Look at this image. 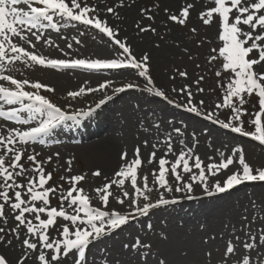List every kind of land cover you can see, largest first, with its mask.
I'll return each mask as SVG.
<instances>
[{"label":"snow or ice","instance_id":"obj_1","mask_svg":"<svg viewBox=\"0 0 264 264\" xmlns=\"http://www.w3.org/2000/svg\"><path fill=\"white\" fill-rule=\"evenodd\" d=\"M214 4L215 6L211 9L201 12L200 18L205 25H209L213 22L214 14L219 17L221 29L219 40L223 41V46L219 48L217 55L209 57V62L217 60L218 57L222 58L223 71L230 73L228 82L224 86L225 93L222 102L217 103L215 107L216 109L227 108L231 110L227 122L219 119L216 122L225 129L251 137L259 144L264 145V124H262V116H264V72H257L254 67L264 62V0H214ZM21 5L25 7H21ZM192 7L193 5L189 4L181 10L179 16L170 15L169 19L181 25L185 24L189 9ZM107 11L111 13L113 9L109 7ZM96 12L97 9L90 6L87 0H0V81L8 82L13 86L7 87L4 83H0V101L9 105H21L20 109L9 112L0 111V117L14 119L17 118L18 111L31 113L32 117L30 118L37 115L41 117L38 126L31 127L30 130L12 129L6 136L0 135V147L4 149V154L0 155V201H2L0 202V219L7 223L6 205L13 213H16L14 219L18 223L11 229V232L16 240H20V229L21 227L26 228L29 238H24L21 241V246L30 250V252L37 253L36 259L39 264H63L62 257L66 258L70 254L73 255L74 264H86V250L90 245L109 233L122 228L129 222L133 213L146 215L154 208L177 202L175 197L166 199L164 192L192 193L193 183L199 182L205 194L213 195L214 193H223L244 182H264V168L253 169L246 162L243 148L237 147L232 151L238 154L240 168L227 176L223 182L216 181L209 186L203 162L198 156H191V150H189V152H180L174 162L168 161L165 157L159 159V171L153 173V182L164 192H161L158 199L153 203L148 195L153 191V188L148 186V177H143L142 188L137 186V169L142 165L140 149L137 147L131 163L123 166L115 174L120 179H113L110 183H106L95 190L99 200L105 207L109 203V197L116 199L117 203L123 205L125 200L110 191V189L113 185L117 188H123L125 179L130 178L135 196L130 197L129 193L124 191L123 197L131 200L129 205L132 209L131 213H121L115 210L109 212L92 207L91 198L84 194L82 188L77 187V184L85 179L83 175L68 178L70 187L66 193L61 194L59 209L50 206V195H56L58 190L54 186L46 187L49 181L52 180L53 174L51 172L45 173L43 162L38 160V154L27 155V160L34 165L32 173L29 174L25 165L21 163L25 153L22 148L17 149L14 146L17 142L15 138H18L21 144L35 141L37 137L49 134L65 122L90 117L96 109H99L111 97L105 96L99 100L95 108H89L87 111L81 109L68 113L46 96L40 94L41 89L54 92V88L39 81L31 82L28 79H17L11 75L10 73L15 70L16 63L20 62L25 67L39 65L52 69H84L89 72L131 67L139 70L140 76L148 78L145 90L150 93L154 91V87L150 86L153 85V81L148 77L147 61L149 57L145 55L138 61L132 55L130 47L116 38L114 30L107 25L106 21L100 20L95 15ZM90 14L92 15L90 16ZM55 17L66 18L98 29L114 40L115 44L123 50V54H126V59L48 58L29 50V48L14 40V38H18L23 44L35 49L36 44L32 42L27 32H31V35L39 42L42 39L43 30L47 27L59 30L58 25L53 22ZM242 26H245L248 30H245V27ZM33 29L38 31H31ZM149 30L155 31L150 27L140 29L142 32ZM192 31L195 32V29ZM44 42L51 46L50 39H46ZM76 42L79 43L80 41L77 40ZM68 47L71 48L72 45L68 44ZM212 51L217 52L215 48ZM254 51L258 53L257 58H251ZM6 71L9 74H4ZM179 75L186 77L187 73L179 72ZM221 75V71L216 72L217 77ZM200 80H203V77H200ZM112 83V81H106L101 83L98 88L85 89L81 87L77 91H69L67 95L72 99H76L86 92L104 91ZM197 83H199V80ZM26 86L31 87L34 91H26ZM133 87H136V85L129 83L124 87L115 89V91L122 92L126 88ZM172 91L177 92L178 95L182 93L186 97L185 103H178L177 107H185L187 111L198 115L204 114L209 120H212L214 115L218 116V113L214 111L206 114L202 113L201 108L204 102L200 101L198 105H194L192 102L193 94L188 90V86L179 90L173 88ZM198 91L203 92L204 89L200 88ZM155 95L167 99L163 90L155 89ZM253 95L258 98L259 111H254L251 114L254 118L248 121L250 126H254V130L250 132L245 129V121L242 117L248 115L247 109L243 107L248 102L246 98ZM25 101L28 103H25ZM169 103H172V101H169ZM27 122L24 121V123ZM155 127H159V125L157 124ZM174 131L180 133L181 129L175 128ZM144 143L147 145V141ZM171 151L172 146L169 137L165 156ZM56 156L58 157L59 153H56ZM127 156L128 154L123 152L121 159L126 160ZM6 157L9 158L6 159ZM155 157V152H152L148 163H152ZM190 158L193 160L191 164L189 162ZM51 160L52 157L49 156L47 161L50 162ZM67 163L69 166L68 171H71L72 161L69 160ZM233 163V156H228L219 163L209 164L206 167L212 175H216L222 170H227ZM167 165H170V168L166 167ZM193 167L199 170L198 175L190 176L189 179L192 182H184L181 172L191 173ZM169 171L176 181L175 187L168 180ZM93 175L99 176L101 173L97 170ZM17 177H25L26 183L18 182ZM61 179L63 180L65 177H61ZM10 192H12V195H10ZM25 196H27V199L24 198ZM141 198L145 201L142 205L140 203ZM189 198L191 197L189 196ZM37 202L40 206H37ZM65 202L67 208L72 209L71 214L65 208ZM81 212L84 213L83 217L80 215ZM44 213L47 215L46 219L41 218V214ZM26 214H33V218L38 221V224L33 223V219H28ZM57 218H62L63 221L71 224V227L69 224L62 226V232L60 233L62 239H52L48 234V229L56 225ZM0 233L3 234L0 235V243L7 245L13 243L12 239L7 238L8 233L5 228L0 227ZM31 237H35V239ZM238 244L240 248L247 251L237 255L239 252ZM123 247L130 251L136 250L139 253L140 249L151 252L152 245L138 237L131 245L126 243ZM257 248L264 251V228L259 231L258 235H249L246 242H241L239 237H236L235 241L229 240L221 264H253L252 257L257 255ZM40 249H48L50 253H45ZM207 255L211 257L212 253L208 252ZM26 258L27 255L19 259L17 264H24ZM0 264H9L3 255H0ZM105 264H109V262L105 261ZM135 264H150V261L146 256L138 254ZM158 264H166V261L161 259ZM256 264H264V255L257 257Z\"/></svg>","mask_w":264,"mask_h":264},{"label":"rangeland","instance_id":"obj_2","mask_svg":"<svg viewBox=\"0 0 264 264\" xmlns=\"http://www.w3.org/2000/svg\"><path fill=\"white\" fill-rule=\"evenodd\" d=\"M88 1H90L88 2L90 6L97 9L95 15H97L99 19H108L109 21L114 15H118L125 20L123 21L128 27H122V42H124L126 46L132 44V41H134L133 43L136 45H140V48H137L134 53V57L138 61L145 55L149 57L147 61L149 69L148 77L153 81V85L150 86L156 87V83H158L159 80L164 83L163 85L169 89L166 93L167 99L163 98L165 102L172 101V103L174 102L175 104H184L186 97H184L182 93L178 95V93L173 92L172 89L176 88L179 90L188 86V90L193 94L192 102L194 105H198L200 101H203L202 108H208L209 110L213 109L218 113V116H214L215 121L217 119L225 122L228 121L231 110L227 108L216 109L215 106L217 103L222 102L225 93L224 86L228 82L230 73L223 71L222 58L218 57L217 60L211 63L209 62V57L217 55L219 48L223 46V41L219 40V33L221 31L219 17L214 14L213 22L209 25H205L200 18L201 12H205L215 6L214 0ZM189 4L193 5V7L189 9V15L185 24L181 25L169 19L170 15L179 16L181 10ZM109 7L113 9V12L109 13L107 11ZM91 15L92 14H90V16ZM149 17H151V19H149ZM53 22L57 24L55 19ZM117 24L119 25L120 23ZM59 26V30L56 31L55 29V32L59 37L65 36L64 40L60 38L63 41L61 44L62 50L65 53L70 52L74 54V56L66 57L59 54L58 56H45L42 51V46L45 44L44 41L47 38L53 42L56 34H54V29L51 27H47L43 30V36L39 42L35 40L34 36L30 37L31 34L26 31L32 42L36 44L35 49H31L28 45L23 44L18 38H16L15 41L21 43L22 46L29 48L31 51L54 59H84V57H86V59H103L106 56L115 58L116 56H121V54L123 55L121 60L126 59L123 50L120 49L118 45L113 44L111 41L110 43L105 42V38L101 37L103 35L98 34L92 29L81 28V26L77 25L75 27L72 25V27L66 28L62 27L60 24ZM143 27H150L155 29V31L149 30L142 32L140 29ZM193 29H195V32L192 31ZM245 30L248 29L245 27ZM77 40L80 42L77 43ZM68 44H71L72 47L69 48ZM214 48L217 52L212 51ZM257 56L258 53L255 51L251 54V58H257ZM254 67L257 72H264V62ZM66 70L67 69L46 68L39 65L25 67L20 62H17L14 71L16 72V78L28 79L31 82L39 81L54 88V92H47L41 89L40 94L46 96L57 106L64 107L61 109L68 113L73 112V110L81 109L83 106L87 107L97 104L99 102L98 96L102 97L103 95H109L111 91H115V89L124 87L129 83L134 84L136 87L130 89L126 88L125 91L130 93L129 97L133 102L134 100L135 102L137 101L136 104H138L145 116V121L142 122V125L145 122V128L148 131V135L145 137H148V141H151L153 135H156L158 127H155V125L157 124L150 119L152 108L149 103L144 102L145 99L150 100L154 97V94L145 90L148 78L140 76L139 70L128 67L122 70V72L95 73L94 77L89 75L90 72H84V75L80 77L79 80L73 79L72 83H65L62 78L76 77V75H73L74 73L72 71ZM217 71H221L222 75L220 77L216 76ZM179 72H186L187 76L181 77ZM200 77H203V80H200ZM198 80L199 83H197ZM106 81H112L113 83L104 91L86 92L76 99H72L67 95L69 91H77V89L74 88H98L101 83ZM11 87L13 86L11 85ZM200 88H203L204 91H198ZM25 90L34 91L28 86H26ZM246 99L248 102L243 107L247 109L248 115L243 116L242 119L245 121V129L251 132L254 130V126H250L248 121L254 118L251 116L254 111H259V105L257 103L258 98L253 95ZM140 115L141 114L138 113L134 117L138 118ZM92 116L93 115L88 118L90 119ZM19 117L20 115L18 114L17 118ZM1 118L4 120V125L0 127V134L5 136L8 134L6 130H10V128L15 129L18 126V130H30L31 127L38 126L40 121L39 119L30 118L29 114L26 112L21 115V120L17 118L14 120L6 119L5 117ZM7 121L10 122L7 123ZM24 121L28 122L24 123ZM18 122L20 123L18 124ZM131 123L132 121L130 120H120L115 122L114 125L111 124L105 136L100 140L80 139V141H76V139L70 135L71 137H68V141H58L56 135L54 136V134H51L41 141H29L27 144H21L18 138H15L17 142L14 146L17 149H23L25 155L21 163L25 165L29 174L32 173L34 165L27 160V155L33 154H38V160L43 162L45 173L51 172L53 174L52 180L46 185V187L54 186L58 189L56 195H50L51 207L59 209L60 196L62 193H66L70 187L68 178L71 176L83 175L85 179L80 181L77 187L82 188L84 194L91 198V206L100 208L103 211H110L108 206H103V203L99 200L95 191L97 188L104 185V178L114 169V167L110 169L106 168L109 159L101 149V141L108 135L110 129L113 132H115V130L121 131V127L128 126ZM262 124H264V116H262ZM175 128L179 127H171V130L175 132ZM180 129L182 130V128ZM181 133L183 134L181 138L185 139L199 150L205 167L218 160L215 156L216 152L224 151L225 153H229L228 148L219 145L217 140H214L215 144H213L204 134L193 131L184 132L183 130ZM235 134L242 138V141L234 140L232 142V147L243 148L246 162L251 165L253 169L264 168V145L259 144V142L251 137H246L238 133ZM63 135H65L63 138L68 136L66 131ZM84 146H87V148L83 150L82 148H84ZM56 153H59L58 157ZM2 154H4V149L0 155ZM49 156L52 157L50 162L47 161ZM9 157H6V159ZM69 160L72 161L71 171H68L69 166L67 162ZM235 160V164L230 165L227 170H222L223 172H221V175L220 173L209 175L207 178L209 186L213 185L216 181L221 182L223 176H226L227 173H231L236 167H240L238 163V154H236ZM115 163L117 164V160ZM97 170H99L101 175L94 176L93 173ZM61 177H65V179L62 180ZM17 180L20 183H26L25 177H17ZM10 195H12V192H10ZM24 198L27 199V196ZM144 202L143 200L141 205ZM239 204L240 205L235 207L234 210L227 214H223L222 217L218 219L209 218L208 220H204L202 215L197 214L195 217H191L190 214H188L181 218L180 221L171 220L166 227L159 228L149 227L146 222L144 224L142 221V228L144 231H140L142 228L140 224L137 225L138 222H136L135 219L140 216V214L133 213L130 216L129 222L126 224V229L124 228L121 232L117 229L90 245L86 250V264H105V261H108L109 264H117V262L118 264H135L138 254L146 256L150 264H158V261L161 259L165 260L166 264H221L226 244L229 240L235 241L236 237H239L241 242H246L249 235H258L259 231L264 228V185L256 186L254 192L249 197L239 202ZM37 206H40L39 202H37ZM65 208L70 214L72 213V209L67 208L66 202ZM118 212L131 213L132 209L118 210ZM5 214L7 216V223H5L3 219H0V227L6 229L8 233L7 238L12 239L13 243L11 245L0 243V255L5 256L9 264H17V261L24 258L25 255H27V261L24 259V264H39L35 257L31 258L36 253L30 252V250L21 246V241L24 238H29L26 228L21 227L20 240H16L14 234L11 232V229L18 223L14 219L16 213H13L6 205ZM26 216L28 219H33V223L38 224V221L34 220L33 214H26ZM81 216L83 217L84 214ZM41 218L46 219V213L41 214ZM178 222L179 224H177ZM64 224H69L71 227L70 222L63 221L62 218H57L56 225L48 229L49 236L52 239H62L63 237L60 233L62 232V226ZM249 229L251 230L250 232ZM117 231H119V233ZM0 235L3 234L0 233ZM138 237L152 245L151 252L140 249L138 253L136 250L130 251L123 247L126 243L131 245ZM31 238L35 239V237ZM237 246L239 248L237 255H239L244 249L240 248L239 244ZM40 250L45 253H50L48 249ZM12 251H17V255H13L11 253ZM208 252L212 253L211 257L207 255ZM259 255H264V253ZM30 259H32V262ZM62 262L63 264H74L73 255L70 254L66 258L62 257Z\"/></svg>","mask_w":264,"mask_h":264},{"label":"bare ground","instance_id":"obj_3","mask_svg":"<svg viewBox=\"0 0 264 264\" xmlns=\"http://www.w3.org/2000/svg\"><path fill=\"white\" fill-rule=\"evenodd\" d=\"M87 2H90V1L87 0ZM55 19L59 21L57 24L60 23V25L64 28L70 27V26L72 27V25H74L75 27L77 25V26H81V28L92 29L96 31L98 34L103 35L104 37L103 36L101 37L105 38L104 39L105 42L110 43L111 41L113 44H115V42L112 39H110L106 34L101 33L98 29L92 26H86L80 22L70 21V20H67L66 18L55 17ZM123 20L124 19L118 15H114L112 19H110L109 21L108 19L102 20V21L107 22V25L111 27L116 33V38L120 39L121 41H123L121 39L122 37L121 32H123L122 27L123 26L128 27V25H125L126 24L124 22L125 20L124 21ZM115 22L120 23L121 25L120 24L118 25ZM31 31H37V29H33ZM55 33L56 32L54 29V34ZM29 34H31V32H29ZM30 37H32V35H30ZM60 38L64 40L65 36L59 37L56 33L51 46L47 44H44L42 46V51L44 52L45 56H49V55L58 56V54L62 56H66V57L74 56V54L70 52L65 53L62 50L61 44L63 41ZM14 40H16V38H14ZM133 42L134 41L131 42L132 44H128L127 46L130 47L131 53L134 56L136 49L140 48V45L138 44L136 45ZM122 56L123 55L121 54V56H118V57L116 56L115 58L122 59ZM125 57H126V54H125ZM84 59H86V57H84ZM103 59H114V58H112L111 56H106ZM127 68L128 67L120 68V69H105L99 72H90V73L89 71H81L84 69H67L66 71H72L74 73L73 75H76V77L75 78L69 77V78H62V79H64L63 82L65 83L67 82L72 83L73 79L79 80V78L84 75L83 74L84 72L89 73L91 77H94L95 73L101 74V72H116V71L122 72V70H125ZM15 73H16L15 71H12L10 74L15 77ZM4 74L7 75L9 73L6 71ZM0 83H4V82L0 81ZM156 84H157L156 87L154 86L155 89L163 90L165 93L169 91V89H167L165 85H163L164 83H162L160 80ZM74 89L79 90L80 87H77ZM155 89L153 92H151L152 94H154L153 95L154 97H152L150 100L143 99L144 102L149 103L152 108V114L150 115V119L159 125L158 132L156 133V135H153V138H151V141H148V137H145L148 135V131L145 128V122L142 125V122L145 121V116L143 115L141 108H139L138 104H136L137 101L135 102L134 100L133 102V100L130 99L129 97L130 93L126 92L125 90L122 92L111 91L109 95H103L102 97L98 96L97 98H99V100L104 98L105 96H109L111 98L106 100L105 104L102 105V108L100 107L99 109H96V111L92 114L93 115L92 118L89 119L88 117H85L78 121H68L52 130V133H54V136L55 135L59 136V134L61 135V130L66 129L65 130L66 133H68L69 135H72L75 138H78L77 141H80L79 138L82 135V131L94 130V128L98 126L101 119L104 116H108L107 114H109L110 116L112 115V118L108 121V125L106 126V128H104L106 129L105 130L106 133H107L109 126L111 124L114 125V123L117 121H120V120L132 121V123L129 124L128 126L121 127V131L115 130V132H113L110 129V132L108 133V135L101 141V144H102L101 149L103 150V153L105 154V156L109 159L106 168L110 169L114 167L113 171L110 174L106 175V178H104L103 184L105 185L106 183H110L113 179H120L119 177H116L115 174L118 171H120L123 166L131 163V161L134 159L135 149L136 147H138L140 149V158L142 160V165L137 169V174H138L137 186L142 188L143 187V177L144 176L148 177V186L150 188H153V191L148 193V195L150 196V200L153 203L158 199L160 193L164 192L163 189L159 188L158 185H155L153 182V173L154 172L158 173L159 171L158 161L161 157H165L168 161L174 162L180 152H189V150H191L190 155L193 157L198 156L202 161V157H201L199 150L195 146H192L190 143H188L185 139L181 138V136L183 135L181 132L180 133L173 132L171 130V127L182 128L184 132L193 131L199 134H204L206 137H208V139L213 144H215L214 140H217L219 145L224 146L229 149L228 151L229 153L227 152L225 153L224 151L216 152L215 156L218 158V160L214 161L213 163H219L224 158L228 156H233L234 163L232 165H234L236 162L235 160L236 153H233L232 151L234 149L232 147L233 146L232 142L234 140L242 141V138H240L237 134L232 133V131H230L229 129L223 128L221 124L217 123L214 119L215 115L213 116L212 120H209L206 118L204 114L198 115L196 113L187 111L185 107H177V104H175L174 102L173 103L165 102L163 97H159L155 95ZM25 103H28V102L25 101ZM179 104H183V103H179ZM8 105L9 104H7V106L0 104V109H4L9 106H17L18 108L19 106V104H12L9 106ZM95 105L96 104H93L92 106H87V107L83 106L81 109L87 111L89 108H95ZM60 108H64V107L61 106ZM81 109H77V110H81ZM77 110H73V112ZM213 111L215 112V110L213 109L209 110L208 108H201V112L205 114L207 112H213ZM19 112L24 113L25 111H18L17 114ZM138 113L141 114L140 117L138 118L134 117ZM28 114L30 117H32L31 113L28 112ZM34 118L39 119V120L41 119L39 115L35 116ZM0 123L3 124L4 122L0 119ZM11 130H12L11 128L10 130L9 129L6 130V133H8ZM169 137L171 140L172 151L168 152L167 156H165V153L167 152V143H168ZM145 141H147V145H145L144 143ZM85 148H87V146H84V148L82 149L84 150ZM123 152H126L128 154L126 160L121 159V154ZM152 152H155L156 154L155 160L152 163H148L150 154ZM116 160H117V164L115 163ZM189 162L191 164L193 163V160L190 158ZM166 167L170 168V165H167ZM239 168L240 167H236L231 173H227L226 176H223L221 182H223L227 178V176H229L233 172H236ZM198 172H199L198 169H195L193 167L191 173L181 172V175L184 178V182H192L189 179L190 176L198 175ZM221 172L223 171L219 172L220 175H221ZM205 174L207 178L209 175L210 176L212 175L211 172L207 170V167H205ZM168 180L175 187L176 181L174 180V177L171 175L170 171L168 174ZM260 185H264V182H259V181L244 182V183L234 186L232 189H229L223 193H214L213 195H207L203 191L202 185L199 182H195L193 183L192 193H187V192L177 193L175 191L171 193L164 192V196L166 199H172L174 197L177 198L176 203L162 205L160 207L154 208L150 210L148 214L140 215L135 219H136V222H138L137 225L140 224L141 228H142L143 222L144 224L146 222V224L152 228L166 227L169 221L171 220L180 221L181 218H183L184 216L188 214H190L191 217L192 216L195 217L197 214L202 215L204 217L203 218L204 220H208L209 218L218 219L222 217L223 214H227L231 212L232 210H234L235 207H238L240 205L239 202L249 197L256 189V186H260ZM110 191H112L113 193H115L116 195L120 196L122 199L125 200L124 204L121 205L117 203L116 199L109 197V203L107 206L110 209V211L130 209L129 205L131 203V200L129 198L123 197L124 191H127L130 197L135 196V191L131 185L130 178L125 179L123 188H117L115 185H113ZM189 196L191 198H189ZM142 201L143 199L141 198L140 203ZM99 206L102 207L101 205ZM177 224H179V222ZM124 228L126 229L127 226L124 225L122 226V228L118 230L121 232ZM119 231L117 232L119 233ZM140 231H144V229L142 228ZM242 251L246 252L247 250H242ZM11 253L13 255H17L18 252L12 251ZM256 253L257 255L252 257L253 264H256L257 257L260 256L259 254L264 253V251H261L260 248H257ZM36 256H37V253L31 258L33 257L36 258ZM30 261L32 262V259H30Z\"/></svg>","mask_w":264,"mask_h":264}]
</instances>
